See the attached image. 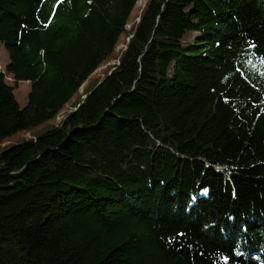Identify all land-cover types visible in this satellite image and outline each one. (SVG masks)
<instances>
[{"label":"trees","instance_id":"16d2710c","mask_svg":"<svg viewBox=\"0 0 264 264\" xmlns=\"http://www.w3.org/2000/svg\"><path fill=\"white\" fill-rule=\"evenodd\" d=\"M138 1L0 0V264H264V0Z\"/></svg>","mask_w":264,"mask_h":264},{"label":"rangeland","instance_id":"374dc122","mask_svg":"<svg viewBox=\"0 0 264 264\" xmlns=\"http://www.w3.org/2000/svg\"><path fill=\"white\" fill-rule=\"evenodd\" d=\"M143 0H139L137 2V8L135 9L133 16L136 15L139 7H142L143 5ZM137 20V18L134 19V17L132 18L131 22L127 25V29H130L131 25ZM125 39V40H124ZM127 40V38H124L121 40V42L118 44L117 48H116V53L118 54L120 52L121 49L124 48L125 46V41ZM9 61V56L7 51L5 50L3 44L0 42V71H4L5 70V66ZM117 61V56H115L114 58H112L111 60L107 61L102 67L98 68V71L91 75L88 80L85 82L84 84V89L85 90H89L93 87V85L95 84L96 80L98 78H101L105 71V69H111ZM5 80L8 84L13 85V80L11 78V76L9 74H6L5 76ZM28 90H29V86H28V82H19L17 84V86L14 88V94L15 97L20 105V107H24L27 103V94H28ZM83 87L80 88L79 92L82 93ZM74 101V100H72ZM72 101L69 103V105L72 103ZM64 113H61L60 115H58L55 120L53 122L47 123L45 125H42L40 127H38L36 130L32 131V132H18L14 135H12L11 137H9L2 145H0V150L7 148L13 144H17L22 142L24 139L32 137L33 135H38L40 133H42L44 130L50 128L53 124H57L59 122V120L61 119L62 115ZM5 146V147H4Z\"/></svg>","mask_w":264,"mask_h":264},{"label":"built area","instance_id":"2783aa9c","mask_svg":"<svg viewBox=\"0 0 264 264\" xmlns=\"http://www.w3.org/2000/svg\"><path fill=\"white\" fill-rule=\"evenodd\" d=\"M116 63H118V60L116 61Z\"/></svg>","mask_w":264,"mask_h":264}]
</instances>
